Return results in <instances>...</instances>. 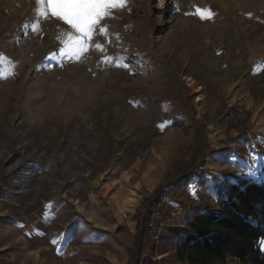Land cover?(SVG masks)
<instances>
[{
	"label": "rangeland",
	"instance_id": "rangeland-1",
	"mask_svg": "<svg viewBox=\"0 0 264 264\" xmlns=\"http://www.w3.org/2000/svg\"><path fill=\"white\" fill-rule=\"evenodd\" d=\"M42 7L0 0V264H180L183 209L264 184V0H124L62 62L70 25Z\"/></svg>",
	"mask_w": 264,
	"mask_h": 264
},
{
	"label": "trees",
	"instance_id": "trees-1",
	"mask_svg": "<svg viewBox=\"0 0 264 264\" xmlns=\"http://www.w3.org/2000/svg\"><path fill=\"white\" fill-rule=\"evenodd\" d=\"M234 179L216 184L220 212L183 209L187 229L171 231L180 264H264V184Z\"/></svg>",
	"mask_w": 264,
	"mask_h": 264
},
{
	"label": "snow or ice",
	"instance_id": "snow-or-ice-1",
	"mask_svg": "<svg viewBox=\"0 0 264 264\" xmlns=\"http://www.w3.org/2000/svg\"><path fill=\"white\" fill-rule=\"evenodd\" d=\"M124 0H37L38 5H43L37 11L41 16H47L49 11L65 23L70 25L71 30L65 34L62 41L63 47L59 50L61 62L65 57L78 60L89 48L93 34L97 32L99 21L108 15L111 7L122 6ZM201 19L211 18L213 13L209 9L198 10ZM99 34L107 35L103 27H99ZM97 50L103 52V45H93ZM56 60L57 54L49 57ZM111 57H106L108 62ZM119 66V65H118ZM127 67V65H124Z\"/></svg>",
	"mask_w": 264,
	"mask_h": 264
},
{
	"label": "bare ground",
	"instance_id": "bare-ground-1",
	"mask_svg": "<svg viewBox=\"0 0 264 264\" xmlns=\"http://www.w3.org/2000/svg\"><path fill=\"white\" fill-rule=\"evenodd\" d=\"M200 91H197L199 94ZM201 100V96H199L198 101ZM122 181L126 184V187L128 188V193L124 197L120 198L115 197L114 201L116 204V207L118 209V212L122 216H126L128 212H133L136 208V205L138 204L140 198H141V190L139 185H132L131 177L128 174H124L122 176ZM112 188L109 187V191H111Z\"/></svg>",
	"mask_w": 264,
	"mask_h": 264
},
{
	"label": "built area",
	"instance_id": "built-area-1",
	"mask_svg": "<svg viewBox=\"0 0 264 264\" xmlns=\"http://www.w3.org/2000/svg\"><path fill=\"white\" fill-rule=\"evenodd\" d=\"M163 217L164 216L159 205L150 208V215L146 223L147 231L156 242L159 241L161 237L160 233H158V228L163 223Z\"/></svg>",
	"mask_w": 264,
	"mask_h": 264
}]
</instances>
